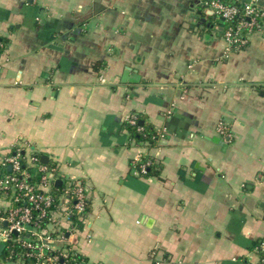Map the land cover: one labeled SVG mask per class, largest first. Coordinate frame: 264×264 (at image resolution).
<instances>
[{"label":"crops","instance_id":"obj_1","mask_svg":"<svg viewBox=\"0 0 264 264\" xmlns=\"http://www.w3.org/2000/svg\"><path fill=\"white\" fill-rule=\"evenodd\" d=\"M201 7L0 0V157L28 146L91 191L87 222L54 248L89 264H261L264 32L232 51ZM131 114L162 132L156 146ZM140 152L158 174H136Z\"/></svg>","mask_w":264,"mask_h":264},{"label":"built area","instance_id":"obj_2","mask_svg":"<svg viewBox=\"0 0 264 264\" xmlns=\"http://www.w3.org/2000/svg\"><path fill=\"white\" fill-rule=\"evenodd\" d=\"M235 1L243 5L244 13L236 26L224 30V38L229 49L233 46L242 49L255 31L264 32V11L259 7V0ZM199 4L215 10L226 21L232 20L239 12L236 4L228 6L222 0H199ZM135 117L131 114L127 120L134 124ZM158 134L163 137L161 131ZM41 157V153L30 151L25 145L0 157V198L4 202L0 205V242L5 244L3 254L7 262L31 260L30 264H70V252L80 254L79 251L73 246L57 249L53 245L56 240L69 239L87 222L91 191L74 176L63 180L58 187L57 180L62 179L59 165L44 163ZM134 161L139 162L135 172L141 175H146L148 167L153 164L151 156L143 152L138 153ZM57 213L66 222L65 227L57 219ZM15 231L18 235L14 234ZM16 246L23 250L18 251ZM258 250L264 254V241ZM260 261L264 264V257Z\"/></svg>","mask_w":264,"mask_h":264},{"label":"trees","instance_id":"obj_3","mask_svg":"<svg viewBox=\"0 0 264 264\" xmlns=\"http://www.w3.org/2000/svg\"><path fill=\"white\" fill-rule=\"evenodd\" d=\"M222 2L228 6L236 4L239 7L238 14L232 20L226 21L224 19V17L221 14L217 13L215 10H212L213 11L212 13L204 12L203 8L205 9V7L201 4L200 5L202 7L197 11L195 18L198 19L201 17L202 18L205 17L206 18L205 19L206 25H204V26H206L207 28L211 27L215 23L220 22L222 24V27H223V32H224V30H226L231 25L236 26L238 24V22L240 21V19L242 18V15L244 13L243 5L238 3L235 0H222ZM245 47L243 46L242 49ZM231 50L237 51V50H241V49H237L236 46H233L231 48ZM125 124L127 125L128 129L130 130L133 138L137 142H146L150 146H156V144L158 143V141L160 139V135L158 134L159 131L151 122H149L146 119V117L144 115H142V114L136 115L134 124L128 120L126 121ZM140 128H142V129L140 130ZM131 165L134 168H137V167H139V162L131 161ZM158 172H159V169L156 167V165H152L151 167H148L147 175L158 174ZM16 247H17L18 251L23 250V248L21 246H16ZM3 256L6 259V255H3ZM261 257L262 258L264 257L263 253H262ZM64 261H65V259H64ZM29 262H32V261L30 260ZM68 262L70 264H89L87 259L85 257H83L81 254H72L71 252L69 255V261Z\"/></svg>","mask_w":264,"mask_h":264},{"label":"water","instance_id":"obj_4","mask_svg":"<svg viewBox=\"0 0 264 264\" xmlns=\"http://www.w3.org/2000/svg\"><path fill=\"white\" fill-rule=\"evenodd\" d=\"M42 161L44 163H49V157L47 155H42L41 157ZM9 169H11V166H9ZM63 182V180H59L57 182L58 185H61ZM15 235H18V233L15 231L14 232ZM4 249H5V244L3 242H0V256H2L3 252H4Z\"/></svg>","mask_w":264,"mask_h":264},{"label":"rangeland","instance_id":"obj_5","mask_svg":"<svg viewBox=\"0 0 264 264\" xmlns=\"http://www.w3.org/2000/svg\"><path fill=\"white\" fill-rule=\"evenodd\" d=\"M1 257V256H0Z\"/></svg>","mask_w":264,"mask_h":264}]
</instances>
